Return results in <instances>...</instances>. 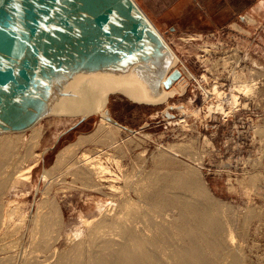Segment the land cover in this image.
<instances>
[{"label":"rangeland","instance_id":"374dc122","mask_svg":"<svg viewBox=\"0 0 264 264\" xmlns=\"http://www.w3.org/2000/svg\"><path fill=\"white\" fill-rule=\"evenodd\" d=\"M134 1L177 54L176 68L190 73L194 79L188 77L190 74L184 75L185 92L175 93L158 105L136 104L120 95L108 96L109 115L139 132L133 135L110 127L119 140L122 168L130 175L140 173L141 178L157 170L158 154L167 152L169 145H180L183 150L174 157L196 171L210 195L233 211L237 219L235 243L251 264H264V0ZM245 85L249 91L239 89ZM213 90L222 96L238 97L235 105L226 104L227 110L234 106L228 114L208 112V107L220 100L208 95ZM182 105L188 109L185 121L174 122L182 115L175 108L169 110L174 118L162 116L168 106ZM100 118V113L90 115L50 150L47 148L53 146L58 135L80 116L42 119L36 126L42 136L29 150L31 130L4 136L14 145L5 167L12 183L8 178L0 187V208L5 219L11 211L15 213V222L35 212L36 202L43 199V177L48 171V177H53L47 178L49 182L53 180L48 184L49 196L57 201L66 229L85 230L80 216L92 219L95 203L104 197L83 189L79 181L73 182L74 177L65 170L66 166L84 152L95 156L102 149L101 159L105 160L113 150L101 145V141L89 142L70 160L66 158L68 163L63 160V166L56 168L55 160L57 153L78 136L90 134ZM19 173L28 179H19ZM133 206L129 208L139 206L141 215L147 213L145 205ZM3 231L0 230V236Z\"/></svg>","mask_w":264,"mask_h":264},{"label":"bare ground","instance_id":"6f19581e","mask_svg":"<svg viewBox=\"0 0 264 264\" xmlns=\"http://www.w3.org/2000/svg\"><path fill=\"white\" fill-rule=\"evenodd\" d=\"M178 5V9L181 8V3ZM154 28L178 60L177 54L158 29ZM172 68L174 66L170 71ZM189 74L182 71L177 83ZM188 77L194 79L191 74ZM85 78L74 83V94L63 101L60 108L63 112L80 117L100 113L101 118L90 134L78 136L75 142L61 149L55 164L56 168L61 164L63 166V160L71 159L86 143L101 141V145L105 144L103 146L113 150L105 160L101 159L102 149L95 156L79 152L82 154L77 159L73 158L76 160L69 162L65 170L71 172L73 182L79 181L83 189L101 194L104 199L95 203L92 219L80 216L85 230L75 227L68 231L57 201L49 196L48 186L53 180L50 183L47 178L51 180L53 177H48L46 171L41 192L43 199L36 202L33 214L22 216L15 222L13 211L5 219L4 211L0 208V230L4 229L0 236V264H251L241 247L235 243L236 216L210 195L196 171L185 167L174 157L183 150L180 145H169L167 152L158 154L155 157L157 170L141 178L140 173L130 175L122 168L119 140L112 134L110 127L117 132L124 129L133 135L139 132L116 120L117 124H113L105 119L106 111L111 117L106 109L108 95H120L133 103L148 105L151 102L145 86L130 73L119 76L92 74ZM246 86L239 89L249 91ZM185 88V85L178 88L177 93L183 94ZM207 93L220 99L208 107L209 113L216 111L228 114L234 106L227 110L226 104L237 103L235 94L222 96L215 90ZM174 94L172 85L155 99L157 103L154 105L167 102ZM174 108L182 114L174 122L185 121L188 114L185 105L168 106L162 116L174 118L169 112ZM166 114L171 117H166ZM39 123L29 129L31 133L27 150L35 147L42 136L36 129ZM21 133L24 132L0 134V187L8 182V178L9 183H12L10 172L5 167L14 145L4 136ZM104 140L107 143H103ZM161 168L165 171L160 172ZM17 177L28 179L24 173H19ZM134 204L145 205L147 213L141 215L139 206L129 208L134 207ZM45 208L47 210H42Z\"/></svg>","mask_w":264,"mask_h":264},{"label":"water","instance_id":"95a60500","mask_svg":"<svg viewBox=\"0 0 264 264\" xmlns=\"http://www.w3.org/2000/svg\"><path fill=\"white\" fill-rule=\"evenodd\" d=\"M176 64L132 0H0V134L26 132L49 116H76L60 107L74 83L92 74L130 73L154 105L172 85L175 93L186 86L185 78L177 83Z\"/></svg>","mask_w":264,"mask_h":264}]
</instances>
